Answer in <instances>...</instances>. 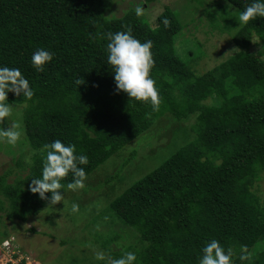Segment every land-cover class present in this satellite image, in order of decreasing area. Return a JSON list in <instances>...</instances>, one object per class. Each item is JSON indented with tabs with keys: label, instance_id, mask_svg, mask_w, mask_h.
<instances>
[{
	"label": "trees",
	"instance_id": "obj_1",
	"mask_svg": "<svg viewBox=\"0 0 264 264\" xmlns=\"http://www.w3.org/2000/svg\"><path fill=\"white\" fill-rule=\"evenodd\" d=\"M193 3L203 8L200 20L222 33L231 22L225 17L237 20L250 0ZM129 4L117 14L118 6L107 0H0V65L19 68L33 90L30 100L8 93L10 104H23L31 156L27 162L23 155L15 160L18 174L12 182L7 179L11 171L0 175V211L15 229L49 205L29 185L41 176L43 145L55 139L75 144L88 156L83 166L88 177L111 157L117 162L121 150L159 118L157 126L193 119L189 142L108 201L110 222L131 227L136 240L113 250L110 244L121 239L117 231L99 248L113 258L134 251L138 264H198L205 242L216 239L233 248L235 264H249L238 258L241 245L251 254V264H264V200L254 191L264 173V18L241 24L234 35L237 50L197 73L194 60L189 65L175 48L183 29L179 13L165 7L149 22L135 15L138 3ZM164 17L168 27L161 23ZM128 26L141 42H153L150 75L161 99L158 110L116 91L107 34ZM252 36L261 39V50L250 51ZM37 47L55 54L43 71L31 64ZM137 148V143L130 147L104 184L121 179L120 170L127 169ZM72 179L69 173L61 181L63 192ZM1 234L8 238V231Z\"/></svg>",
	"mask_w": 264,
	"mask_h": 264
},
{
	"label": "rangeland",
	"instance_id": "obj_2",
	"mask_svg": "<svg viewBox=\"0 0 264 264\" xmlns=\"http://www.w3.org/2000/svg\"><path fill=\"white\" fill-rule=\"evenodd\" d=\"M193 1L143 0L145 4L143 7H146L145 19L149 22L163 12L165 7L176 14L179 13L183 29L181 35L177 37L176 51L184 61L189 62V65L194 60L191 66L200 73L224 62L234 49L237 50L239 43L237 39L235 41L234 35L241 24L238 19L226 16L225 21L231 20V22H226L227 28L224 25L225 29L221 33L209 25L205 18L200 20L203 8ZM107 2L111 7L118 6L117 14H121L130 2L140 3L141 0H107ZM229 10V13L234 14L232 9ZM243 36L246 37L245 34ZM256 39V36L251 38L249 49L252 52L261 50L262 43L255 42ZM191 52L192 55H189ZM11 105L12 117L8 118L6 123L0 124V128H10L12 123H15L21 132V138L15 146L0 143V175L11 171L7 178L8 182H12L18 174L15 160L23 155L27 162L31 156L22 128L23 104ZM157 122L162 123L160 118L154 121L147 132L136 138L129 147H126L127 149L124 147L121 150L122 154L117 156V162L111 157L90 174L85 180L83 189L64 192L62 203L55 206L47 205L36 216L17 223L15 229L12 228L13 223L6 217L5 211H0V240L3 238L1 232L8 231L7 247H10V252H7V248L1 243L3 239L0 241V264H104L103 261H96L94 255L97 251H103L99 246L107 236L115 235L117 231L121 234V239L110 244L113 250H123L124 246L134 242L137 235L131 227L122 225L116 220L110 222V217L105 212L107 205L193 138L189 127L193 125V119L180 123L179 126L167 123L157 126ZM136 143L140 149L137 148L135 156L127 164V169L120 170L121 179L104 184L105 178L115 172V164H119L122 158L127 157L128 150ZM254 191L261 200H264V173H261L260 179L254 184ZM73 204L78 205L76 213L71 211ZM30 228L35 232L29 231Z\"/></svg>",
	"mask_w": 264,
	"mask_h": 264
},
{
	"label": "clouds",
	"instance_id": "obj_3",
	"mask_svg": "<svg viewBox=\"0 0 264 264\" xmlns=\"http://www.w3.org/2000/svg\"><path fill=\"white\" fill-rule=\"evenodd\" d=\"M143 5L145 4L141 0L135 6L134 13L137 17L145 15L146 7ZM257 18H264V0H250L243 11L238 13V20L242 25H246L249 21H254ZM161 23L168 27L169 19L164 17ZM107 39V61L113 66L116 91L126 93L131 99L150 103L154 111L158 110L161 99L156 81L150 75L154 64L153 42L151 40L141 42L135 38L130 26L126 27L124 31L108 33ZM260 40L257 38L255 42ZM54 55L45 47H37L31 55V64L36 71H43L45 65L53 60ZM261 60H264V57H261ZM77 83L79 84V80ZM9 92L16 95L22 94L27 100L33 96L30 82L19 68L0 65V124L6 123L13 114V106L8 102ZM20 138L21 132L15 123H12L10 128H0V143L15 146ZM42 150L45 155L41 176L31 179L29 190L33 194H38L41 200H47L48 204L55 206L62 203L64 199V192L62 191L64 185L61 181L69 173L72 174L73 179L67 183V190L75 192L85 187L87 173L83 166L88 165L89 158L86 154L78 153L75 144H66L60 139L43 145ZM48 193L50 196L46 195ZM71 211L76 213L78 205L73 204ZM1 243L4 247L8 246L7 239ZM200 251L198 264H235L234 256L236 253L233 248L228 247L226 249L216 239L206 241ZM238 258L241 262L248 261L251 264V254L248 253L246 246H240ZM94 259L103 261L104 264H138L137 255L134 251L125 252L119 258H113L103 251H97Z\"/></svg>",
	"mask_w": 264,
	"mask_h": 264
},
{
	"label": "built area",
	"instance_id": "obj_4",
	"mask_svg": "<svg viewBox=\"0 0 264 264\" xmlns=\"http://www.w3.org/2000/svg\"><path fill=\"white\" fill-rule=\"evenodd\" d=\"M6 248H7V250H6V251H7V252H10V250H9L10 248H9V247H6ZM11 252H12V251H11Z\"/></svg>",
	"mask_w": 264,
	"mask_h": 264
}]
</instances>
